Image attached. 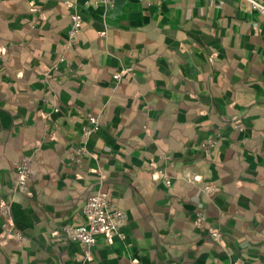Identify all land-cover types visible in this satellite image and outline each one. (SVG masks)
I'll use <instances>...</instances> for the list:
<instances>
[{
	"label": "crops",
	"instance_id": "0c3cea01",
	"mask_svg": "<svg viewBox=\"0 0 264 264\" xmlns=\"http://www.w3.org/2000/svg\"><path fill=\"white\" fill-rule=\"evenodd\" d=\"M78 8L83 25L67 47L72 9L63 0H0V203L11 202L23 235L4 243L0 264H264L257 12L240 0ZM87 113L100 125L75 162ZM25 156L29 192L12 194ZM207 184L217 190L203 192ZM97 190L125 211L126 238L99 236L87 259L62 226L83 220Z\"/></svg>",
	"mask_w": 264,
	"mask_h": 264
},
{
	"label": "built area",
	"instance_id": "2783aa9c",
	"mask_svg": "<svg viewBox=\"0 0 264 264\" xmlns=\"http://www.w3.org/2000/svg\"><path fill=\"white\" fill-rule=\"evenodd\" d=\"M67 6L72 9L70 14V26L67 31L66 45L69 47L72 41L81 30L83 25L82 12L78 8V0H63ZM94 4L102 3L111 7L113 0H92ZM158 4L163 0H155ZM241 6L247 10L256 11L258 14V25L264 30V3L258 0H240ZM63 60V57H60ZM131 71V68H124L112 74V77L119 79L125 72ZM58 111V108H54ZM99 120L97 116L87 113L80 128L81 143L77 145L69 153L71 160L78 162L83 154L88 152L85 146V140L99 129ZM214 137L208 138L202 147L208 153L209 147L214 143ZM29 158L22 157L15 164V179L12 186V194L29 192V182L31 180L32 170L28 165ZM164 181L167 185L170 179L163 173ZM217 190V187L212 184H207L202 187V191L211 194ZM83 220L79 223H66L62 229L69 240L77 242L80 245V250L84 258L90 259L92 249L97 243L99 236H104L109 242L113 238L125 240V227L128 223V217L123 209L112 204L108 195L103 190H97L90 194L82 204ZM0 216L2 217L0 231V251L5 242L15 240L20 242L23 240L22 233L16 228L14 219L11 213V202L3 201L0 203ZM199 220L203 218L202 214H198ZM211 236L218 240L220 234L217 230H212ZM130 264H135L132 260ZM229 264H245L242 258H235Z\"/></svg>",
	"mask_w": 264,
	"mask_h": 264
},
{
	"label": "trees",
	"instance_id": "16d2710c",
	"mask_svg": "<svg viewBox=\"0 0 264 264\" xmlns=\"http://www.w3.org/2000/svg\"><path fill=\"white\" fill-rule=\"evenodd\" d=\"M214 136H215L214 143L209 147V152H211V151L213 150L214 146L216 145V143L218 142V139H219V137H220V136H217V135H215V134H214ZM214 136H212V137H214ZM218 190H219V188H218ZM87 197H88V196H87ZM87 197H86V198H87ZM213 230H215V229H213ZM211 232H212V231H210V234H211Z\"/></svg>",
	"mask_w": 264,
	"mask_h": 264
}]
</instances>
